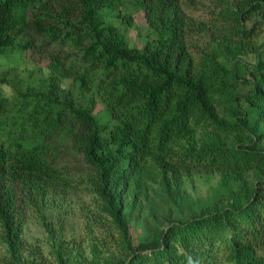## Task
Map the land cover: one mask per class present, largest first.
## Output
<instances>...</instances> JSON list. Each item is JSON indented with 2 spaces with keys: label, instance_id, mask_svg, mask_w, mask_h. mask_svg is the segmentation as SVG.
<instances>
[{
  "label": "trees",
  "instance_id": "1",
  "mask_svg": "<svg viewBox=\"0 0 264 264\" xmlns=\"http://www.w3.org/2000/svg\"><path fill=\"white\" fill-rule=\"evenodd\" d=\"M180 2L0 0V57L30 53L37 62L25 75L0 74V229L14 264L31 206L86 172L130 243L119 191L147 169L176 181L218 172L222 193L200 214L176 218L133 264H264V178L236 184L264 169L256 145L264 143V45L255 48L258 27L245 25L264 0H251L243 18L228 12L211 52H192ZM130 11L145 13L152 37L142 48L115 24Z\"/></svg>",
  "mask_w": 264,
  "mask_h": 264
},
{
  "label": "rangeland",
  "instance_id": "2",
  "mask_svg": "<svg viewBox=\"0 0 264 264\" xmlns=\"http://www.w3.org/2000/svg\"><path fill=\"white\" fill-rule=\"evenodd\" d=\"M250 2L181 0L176 12L184 15L186 24L193 27L194 35L190 42L192 52L200 51L197 45L205 49L213 42V36H219L218 28L225 22L223 18L230 15L228 12L235 13L234 18H243L241 14ZM130 16L118 18L115 24L126 32L132 47L142 48L152 37L145 13L130 11ZM245 25L248 29L258 27L257 35L251 42L255 48L264 45L263 9L255 11ZM218 44L240 49L243 46L239 41L227 43L218 40ZM206 50L211 52L212 48ZM242 54L247 64L256 62L255 52L243 51ZM36 64L30 53L4 55L0 57V74L16 68L25 75ZM243 71L246 72L245 69ZM248 78L254 79L251 75ZM238 89L240 94H245L250 88L241 85ZM4 90L11 95L9 88L4 87ZM95 114L100 121L107 120V106L102 100H99ZM236 139L241 140L237 136L231 138L237 143ZM256 145L264 151V143L257 141ZM259 165H264V162ZM86 174L73 176L74 187L71 189L51 192L43 202L31 206L21 236V264H133L135 258L147 255V252L134 254L143 245L154 244L156 235L167 230L170 224L176 222V218L184 219L200 214L208 205L214 206L222 193V174L218 172H197L191 178L184 177L176 181L170 177L172 173L167 177L164 172L154 173L147 169L139 174V182V178L135 180L129 177L128 185L119 191L124 199L121 218L125 221L130 238V243L125 244L121 228L110 215L107 203L98 194L100 187L96 185L97 179L87 181ZM260 175L264 178V169L254 168L248 174L237 177L236 184L242 187L245 184L253 185ZM8 263L14 264L0 229V264Z\"/></svg>",
  "mask_w": 264,
  "mask_h": 264
}]
</instances>
